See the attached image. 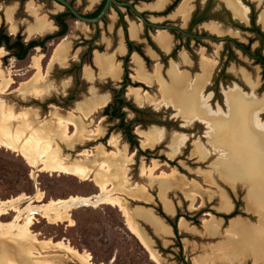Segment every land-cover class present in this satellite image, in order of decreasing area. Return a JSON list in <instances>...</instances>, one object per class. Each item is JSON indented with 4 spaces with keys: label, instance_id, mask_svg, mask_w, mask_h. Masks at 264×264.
<instances>
[{
    "label": "rangeland",
    "instance_id": "rangeland-1",
    "mask_svg": "<svg viewBox=\"0 0 264 264\" xmlns=\"http://www.w3.org/2000/svg\"><path fill=\"white\" fill-rule=\"evenodd\" d=\"M68 1L79 13L92 17L90 15L103 0ZM120 1L131 3L145 18H150L151 22L174 25L197 37L187 38L176 31L165 30L171 35L173 42L171 49L165 51L154 39V28L145 26L130 8L117 7L99 24H88L67 16L64 18L67 33L44 41L46 36L55 35L60 31L61 28L56 24L54 17L67 10L57 8L55 2L24 0L20 4V0H0V32L8 35L11 42L17 38L25 44L32 40L44 41L42 46L31 48L23 59L15 56L17 49L11 51L4 45L0 46V68L5 72L6 78L13 79L10 88L0 94V107H11L16 113L27 109L34 127H41L45 123L46 127L56 129L55 117L66 118L71 113L76 115L80 128L87 125L94 131L99 127V134L91 136L92 140L84 143L80 139L66 143L60 139L59 134L55 136V143L61 147L63 154L72 160L84 158L77 156L84 149L92 151L94 154L86 162L89 165H92L93 160L105 159L99 156L95 147L101 145L103 150L114 151L116 148L111 144V140L115 139L122 152V157L111 161L115 166L113 172L120 178V181L115 183V191L122 193L121 196L132 211L136 212L139 206L150 208L172 229L170 221L176 223L177 232L173 230V234L168 237L158 234L152 225L142 218H136V223L143 228L141 230L147 237L150 248L157 253L159 259L161 258V264H264V237L259 236L260 231L264 229V205L255 207L256 183L253 177L250 178L241 172V180L246 181L248 185L236 178L235 183L225 178L230 174V168L237 165L230 146L231 141L229 138L219 137L223 126L237 122L228 100L229 93H235L244 105L250 101L258 103L260 109L257 110V118L264 122V73L258 61L235 48L232 42L212 39L229 36L248 45L251 53L257 48L264 53L259 36L240 27H251V19H254L255 25L264 30V22L261 20L264 0H237L247 9L246 21L234 17L224 0H188L192 10L185 22L176 16V10L183 0H168L161 10L149 8L159 0ZM30 6H39L41 15L44 14L55 29L43 35L28 36V29L36 22L35 15L28 9ZM169 6L172 7L167 11ZM7 7H14L15 10V31L11 30V24L5 18ZM113 12L115 19L110 17ZM195 13L196 18L203 13L206 19L190 28ZM131 22L140 24L142 28L138 40L130 38ZM128 40L136 46L131 52L127 46ZM61 42L67 49V61L61 59L49 64L54 49ZM121 42L125 52L119 54L117 50ZM174 48L177 50L171 57L168 53ZM149 51H153L155 56L150 55ZM96 52L109 55L115 53V61L120 62L122 67V75L118 81L99 75L93 58ZM183 54L187 56L188 61L184 59ZM34 57L40 58L41 73L44 75L42 81L34 68ZM134 58H140L149 73L154 72L155 65L160 66L161 75L166 81H170L169 72L173 67L194 79L201 73L202 58L209 59L210 62L212 59L216 61L210 81L203 90L211 111L216 114L214 124L209 125L201 119L187 121L173 104L157 103V100L162 99L159 85L154 82L146 86L136 80ZM87 66L93 72L92 79L83 75ZM245 75L251 77L252 82L258 81V86L253 88ZM125 76L128 82L123 84ZM211 79L212 83L216 80L215 89L210 84ZM27 80H31L28 86L18 89L20 83ZM31 87L43 89V95L35 96ZM132 87L141 89L140 95L145 93L143 91L150 94L149 100L139 101L134 95H129L128 90ZM205 89L208 92L205 93ZM116 90H122V97L130 104L124 106L122 111L125 113L123 123L132 127L133 139L136 142L133 145L127 140L125 129L118 127L120 119L110 117L112 106L116 105ZM103 98H106L107 104L94 112L95 102ZM107 107L108 112L105 111ZM88 112L92 114L89 113L87 119H83V113ZM70 131H74L73 126H70ZM138 131L156 139L153 148L143 144L144 138L139 136ZM175 139L181 140L182 143L178 146L177 153L172 156ZM196 146L201 154L194 153ZM259 146L262 148V145ZM131 153L134 155L128 159ZM154 160L160 166L153 174L159 175L161 172H172L175 169L186 177V181L194 179L196 184L191 185L189 189H183L154 175H141L142 169L151 165ZM5 170L10 174H6ZM140 185L147 186L150 197L146 202L129 197L131 191H137ZM163 187L168 189L166 198L172 204L174 212L165 209L160 196ZM39 192L44 194L47 201L66 199L74 195L89 196L97 194L100 190L90 179L81 180L67 174L42 172L38 168H32L19 151L0 145V200L21 194L34 197ZM190 192L197 195L191 196ZM221 192L231 201L230 210L224 209ZM25 205L21 207L24 208ZM14 217L15 214L10 212L2 217V221L10 223ZM71 218L74 221L72 226H69V222L50 224L37 214L32 229L41 239L65 240L78 250L89 252L96 264H160L151 259L149 251L128 229L117 206H81L72 210ZM236 218L245 222V232L230 231V220ZM181 219L186 225L185 228L179 227ZM7 246L12 245L0 241V255L6 252L7 257L22 262L16 255L8 253ZM70 259L60 257L57 263L81 264L76 259Z\"/></svg>",
    "mask_w": 264,
    "mask_h": 264
},
{
    "label": "bare ground",
    "instance_id": "bare-ground-1",
    "mask_svg": "<svg viewBox=\"0 0 264 264\" xmlns=\"http://www.w3.org/2000/svg\"><path fill=\"white\" fill-rule=\"evenodd\" d=\"M167 2L168 0H159L158 3L150 5L149 8L152 10H161L163 5ZM224 2L234 17L243 21L247 20V9L237 0H224ZM55 6L57 8H63L57 3ZM28 9L33 12L36 17L35 25L28 29V36L43 35L44 33L55 29L52 22L48 20L44 14L43 16L41 15L39 12V6H30ZM191 10L192 7L189 5L188 0H183L176 10V16L180 17L182 21L185 22L188 20ZM14 12V7H7L4 12L5 18L8 23L11 24V30L13 31L16 30L13 18ZM110 17L111 19H115V13L113 12ZM261 20L264 22V13L261 15ZM141 30L142 28L140 24L132 23L129 26L130 38L134 40L140 39ZM214 30L215 29H213V31ZM217 33H219V31H217ZM154 39L163 50L169 51L171 49L173 43L172 37L165 30H157L155 32ZM62 42L54 49L49 64L61 59L67 61V49ZM124 52L125 47L123 42H121L117 53L122 54ZM149 53L150 55L155 56L153 51H149ZM183 57L186 61H188L185 54H183ZM93 58L95 63L94 65H96L99 69L100 76L111 78L114 81H118L120 79L122 75V67L120 62L115 61V53L109 55L106 53L96 52L95 57ZM34 61V68L37 71V76H39V79L42 81L44 75L41 73L42 65L40 58H35ZM133 63L136 66V74L134 76L136 80L139 82L141 81L148 86L152 85L154 82L159 85L162 99L160 101L157 100V103L173 104L178 109L179 113L184 115V118L187 121L201 119L209 125L214 124L216 121V114L212 112L213 110L211 111L207 98L203 95V90L205 85L210 81L216 61H213L212 59L210 62L209 59L202 58L201 73L194 79H191L186 73L178 72L176 67H173V69L169 72L170 81H166L162 77L160 66L158 67L155 65L156 68L154 69V72L149 73L146 71L140 58H134ZM4 73L5 72L0 68V94L7 91L13 83V79L11 77L6 78ZM83 75L88 79H92L93 72L89 66L84 68ZM245 77L253 88L258 86V81L252 82L250 81L251 77L248 78L247 75H245ZM30 81L31 80H27L20 83L18 89L28 86ZM31 88L32 93L35 96L41 97L43 95V89L37 87ZM140 91L141 89L132 87L128 90V94L134 95L135 99L139 101L143 99L144 101H148L150 94L148 95L146 91H143L145 93L140 95ZM236 96L237 95L235 93L228 94V100L232 105L233 114L237 122L234 125L227 124L223 126L219 132L220 138L226 137L231 141L230 146L233 150V154L235 155L237 165V167L234 166L230 168V174L227 175L229 178H227V176L225 178L230 179L233 182L235 178L242 181V173L250 178L253 177L256 183L255 207L258 208L259 206L264 205V122H260L257 118V110L260 109V105L258 103L250 101L247 105H244L242 100ZM262 102L264 103V96L262 98ZM95 103L96 105L93 109L94 112L96 111L95 109H100L105 106L107 104V100L106 98H103V100H99ZM89 113L90 112L83 113V119H87ZM90 114H92V112ZM76 120V115L71 113L70 116L66 118L63 116L55 117L56 129L46 127L45 123L41 125V127H34L29 119V112L27 109L16 113L13 112L11 107L4 108V106L1 105L0 145L8 147L14 151H19L24 159L27 160L28 164L32 168H38L39 171L67 174L75 176L81 180L90 179L99 188L100 192L89 196L74 195L69 196L66 199L58 198L49 199L47 201H45L44 194L39 192L34 197L21 194L11 199L0 200V238L2 239L0 241L11 244L12 246H7L8 253L16 255L19 260H22V262L13 260L12 258L7 257L6 252H3V255H0V264H58L57 259L60 257L73 258L78 260L81 264H96L89 252L78 250L65 240H52V238L41 239L32 228L35 225L37 214H40L41 217L46 219L50 224L69 222V226H72L74 224V221L71 218V212L73 209L81 206L96 207L100 204H112L117 206L124 217L125 224L128 229L149 251L151 259L156 263L161 264V258L159 259L156 255L157 253L155 254L151 249L152 247L150 248L147 237L141 230L140 226L136 223V218L140 217L150 223L158 234L164 236L171 233V226L167 225L159 216L154 214L150 208H141L139 206L137 207L138 209L136 212L132 211L131 208L127 206V201H125V199L121 196L122 193H120V191H115V183L118 180L120 181V178L113 172L115 170V166L111 161L122 157V152L117 146L116 140H111V144L116 148L114 151L103 150L100 147L101 145L95 147L99 156L105 159L102 161L93 160L92 165L86 163L87 160H89V157L94 154L92 151L84 149L77 155L84 158L72 160L69 156H65L61 147L55 143V136L58 134L60 135V139L66 143H71L78 139L84 143L92 140L91 136L99 134L98 126V128L94 131L89 129V126L87 125L80 128ZM70 126L74 127L73 132L70 131ZM138 133L137 134L139 136L144 138L143 144L148 148H153L156 139L145 135L142 131H138ZM181 143V140H174V150L171 154L172 156L177 153L178 146ZM259 144L262 145V148ZM194 153H200L197 146L194 149ZM133 155L134 153H131L128 159H131ZM95 166H98V168L94 169ZM159 166L160 164L154 160L151 165L142 169L141 175H147L148 177H152V175H154L156 178L163 179L164 182L171 183L178 187H183V189H189L191 185L194 186V184H196V180L194 179L189 181L187 180V182L186 177L175 169H173L172 172H161L159 175L153 174ZM242 182L245 185H248L246 181L243 180ZM234 183L231 182L233 185ZM167 190V188L163 187L161 189L160 196L164 202L165 209L168 212H174L172 204L166 198ZM131 192L132 193H130L131 195L129 197L135 200L146 202L150 197L146 185H140L137 191ZM196 195L197 193H191V196ZM221 199L224 204V209L230 210L232 208L231 201L222 192ZM23 204H26L24 208L21 207ZM10 212L15 214L14 220L10 223L3 222L2 217L10 214ZM230 221H232L230 224V231L245 232V230H247L243 219L236 218L231 219ZM179 227H186L182 219L180 220ZM259 236L264 237V229L260 231ZM196 264L202 263L196 262ZM203 264H206V262Z\"/></svg>",
    "mask_w": 264,
    "mask_h": 264
},
{
    "label": "trees",
    "instance_id": "trees-1",
    "mask_svg": "<svg viewBox=\"0 0 264 264\" xmlns=\"http://www.w3.org/2000/svg\"><path fill=\"white\" fill-rule=\"evenodd\" d=\"M104 3H105V0H103L101 2L99 7L97 8V10L94 13H92L90 16H92V17L96 16L100 12V10L102 9ZM171 7L172 6H169L167 8V11H169L171 9ZM67 16H72L73 17V15L69 11L57 15V18H59V19L61 17H63V19H61L62 27H61L60 31L58 33H56L55 35L46 36L44 41H46V40H48V39H50L52 37L64 36L67 33L68 28H67L66 21L64 19ZM205 19L206 18L203 16V13H201L197 18H196V13H195L193 15L192 20H191L190 27H192L193 25H195L197 23H200V22L204 21ZM240 27H242V28L244 27L243 29L249 30L250 32H253V33L257 34V35L264 36V32H262L260 30V28L255 25L254 19H251V27H249V28H245V26H240ZM44 41L39 42V41H36V40H32V41H29L27 44H25L19 38H17L14 42H11L10 41V37L8 35L3 34L2 32H0V46L4 45L8 50H11V51L14 50V49H17L18 53H15V56L18 59H23L31 48L36 47V46H42ZM226 42H233V43H235V45L240 47L242 50H244L247 53H249V50H248L249 46L248 45L246 46V45H244L242 43H239V42H237L236 40H233V39H228ZM261 44L262 45L264 44V40H261ZM127 46H128L129 52L133 51L132 50V48H133V42L132 41L128 40L127 41ZM256 53L260 56L259 58H262L261 55H260V49L259 48L256 49ZM127 82H128V78L125 76L123 84H126ZM121 94H122V90H116L115 91L114 100L116 102V105L112 106V111L110 112V117L111 118H119L120 119V124H119L118 127L121 128V129L122 128L125 129V131H126L125 133L127 135V140L130 142L131 145H133L136 142L133 139L132 127L130 125H125L123 123L125 113L122 111V108L124 106H130V104L125 101V99L122 97ZM109 107H111V106L109 105ZM109 107L105 108L106 112L109 111ZM5 171H6V174H10V172L8 170H5ZM170 223L173 226L174 232H177L176 223L175 222H171V221H170Z\"/></svg>",
    "mask_w": 264,
    "mask_h": 264
},
{
    "label": "water",
    "instance_id": "water-1",
    "mask_svg": "<svg viewBox=\"0 0 264 264\" xmlns=\"http://www.w3.org/2000/svg\"><path fill=\"white\" fill-rule=\"evenodd\" d=\"M41 2H46V1H52L55 2L59 5H61L63 7V9L69 11L74 18H76L77 20L81 21V22H85L88 24H99L102 22L103 18L109 14V12L117 7H125V8H130L133 13L142 20L143 24L145 26H149L155 29V31L157 30H176L182 34H185L187 36H189V33H186L182 28H179L177 26L174 25H168V24H158L155 22H151L150 18L147 19L145 18L138 10H136L135 6L131 5V3L129 2H125V1H120V0H105V3L102 7V9L100 10V12L94 16V17H88L85 16L81 13H79L77 11V9L68 1V0H38ZM230 38L229 36H223V37H216V39L218 40H225ZM29 41V40H27ZM131 41V40H129ZM147 86V85H146ZM33 175V174H32ZM37 188H36V192H37ZM33 196V195H32ZM136 206V205H135ZM134 206H132L133 208ZM140 224V223H139ZM141 226V225H140ZM142 228V227H141ZM143 229V228H142ZM145 232V231H144Z\"/></svg>",
    "mask_w": 264,
    "mask_h": 264
},
{
    "label": "flooded vegetation",
    "instance_id": "flooded-vegetation-1",
    "mask_svg": "<svg viewBox=\"0 0 264 264\" xmlns=\"http://www.w3.org/2000/svg\"><path fill=\"white\" fill-rule=\"evenodd\" d=\"M21 1V3L20 4H22L23 2H24V0H20ZM38 1V0H37ZM47 2H52V1H47ZM61 19H63V17H61L60 19L59 18H57V16H55L54 17V20H55V22H56V24L61 28L62 27V25H61ZM60 24H59V23ZM191 23V22H190ZM149 27V26H148ZM191 28V27H190ZM154 31H155V29H154ZM170 31H176V30H170ZM262 32H264V30H261ZM176 32H178V31H176ZM186 32V31H185ZM179 34H182V33H180V32H178ZM186 33H188V32H186ZM190 35L189 36H187V35H185V34H183V35H185L187 38H191V37H197L196 35H192L191 33H189ZM259 36V38H260V46L262 47H264V44L262 45L261 44V40H264V36H261V35H258ZM212 39H216V37H213ZM228 39H233V38H228ZM228 39H225V40H223V41H227ZM216 40H218V39H216ZM233 40H235V39H233ZM237 41V40H236ZM154 42V41H153ZM238 42V41H237ZM155 43V42H154ZM240 43V42H239ZM232 44H233V46L235 47V48H237L238 50H240V51H242L243 53H245L246 55H248V56H250L251 58H253V59H255L256 61H258L260 64H261V66H262V72L264 73V53L262 52V50L260 49V55H261V57L262 58H259L260 56L256 53V49L254 50V52L253 53H251V52H249V53H247L246 51H244V50H242L240 47H238L237 45H235V43H233L232 42ZM136 49V46H134V44H133V48H132V50H135ZM176 48H174V49H172L171 50V52H169L168 54H170V56L172 57V56H174V54L176 53ZM163 52V51H162ZM166 54V53H165ZM212 79H213V77H212ZM212 79H211V82H210V84L212 85V87L215 89V84H216V80H214V82L212 83ZM206 92H208V90L207 89H205V93Z\"/></svg>",
    "mask_w": 264,
    "mask_h": 264
},
{
    "label": "crops",
    "instance_id": "crops-1",
    "mask_svg": "<svg viewBox=\"0 0 264 264\" xmlns=\"http://www.w3.org/2000/svg\"><path fill=\"white\" fill-rule=\"evenodd\" d=\"M169 2H170V0H169ZM172 234H173V229H172V227H171V233L168 234L167 236L170 237Z\"/></svg>",
    "mask_w": 264,
    "mask_h": 264
}]
</instances>
